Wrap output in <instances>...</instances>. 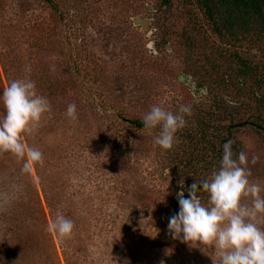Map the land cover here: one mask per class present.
Listing matches in <instances>:
<instances>
[{
	"label": "rangeland",
	"instance_id": "rangeland-1",
	"mask_svg": "<svg viewBox=\"0 0 264 264\" xmlns=\"http://www.w3.org/2000/svg\"><path fill=\"white\" fill-rule=\"evenodd\" d=\"M227 48L195 0H0V92L31 79L52 109L25 141L42 165L23 172L24 161L0 153V264H216V250L173 240L167 227L179 182L191 185L182 172L192 168L183 166L208 162L211 134L187 150L181 139L162 150L155 130L129 120L157 104L191 106L185 128L198 112L214 116L224 78L237 82ZM237 51L264 80L259 52ZM262 136L249 127L237 134L249 161L258 157L249 180L264 189ZM57 213L73 221L70 239L47 230ZM257 226L264 229V216Z\"/></svg>",
	"mask_w": 264,
	"mask_h": 264
},
{
	"label": "clouds",
	"instance_id": "clouds-1",
	"mask_svg": "<svg viewBox=\"0 0 264 264\" xmlns=\"http://www.w3.org/2000/svg\"><path fill=\"white\" fill-rule=\"evenodd\" d=\"M0 153H11L24 161L23 172L30 165H42L43 154L25 143L39 128L46 114L51 113L47 97L38 93L31 79L12 80L0 92ZM189 105H179L176 111L153 105L142 118L143 127L157 132L154 143L162 150H172L177 143V133L186 127L191 116ZM66 115L77 119V106L69 104ZM232 141L222 145L219 166L199 183L187 188L179 182L176 192L179 210L169 217L168 232L173 240L189 245L212 247L218 253L216 264H264V229L257 226L264 216V189L251 183L249 163L256 164L258 157L249 161L244 152L234 154ZM187 191L188 196L184 193ZM198 192L207 194L202 202ZM250 199L251 206L242 203ZM73 221L57 213L47 225V230L59 239H70ZM118 240V239H117Z\"/></svg>",
	"mask_w": 264,
	"mask_h": 264
},
{
	"label": "trees",
	"instance_id": "trees-1",
	"mask_svg": "<svg viewBox=\"0 0 264 264\" xmlns=\"http://www.w3.org/2000/svg\"><path fill=\"white\" fill-rule=\"evenodd\" d=\"M202 10L212 33L217 40L232 49L230 55L235 63L234 78L237 82L233 84L224 78V95L211 107L216 109L212 114L198 112V116L192 122L194 126L185 128L183 135L177 137L180 147V139L185 143L182 145L189 149L191 145L203 144L204 137L210 133L212 140L206 141L205 153L208 162L199 156L198 159H189L183 167H190L192 171L182 172L187 183H199L218 168L222 157V145L231 140L234 154L243 152V145L237 138L238 132L249 127L257 134L264 137V80L260 77L259 66L253 65L247 58L242 56L237 49L247 46L248 49L255 48L264 60V0H195ZM249 79H253L250 84ZM204 86V84H199ZM207 90L211 86H205ZM248 90L247 92L245 91ZM233 93V94H232ZM200 110V109H199ZM215 118V124L213 120ZM129 122L137 129H145L142 119H130ZM191 123V124H192ZM173 158L180 160L176 153ZM186 161V157L184 158ZM198 167L196 171L193 167ZM202 172V173H201ZM203 192H198L202 194ZM203 195H206L204 193Z\"/></svg>",
	"mask_w": 264,
	"mask_h": 264
}]
</instances>
